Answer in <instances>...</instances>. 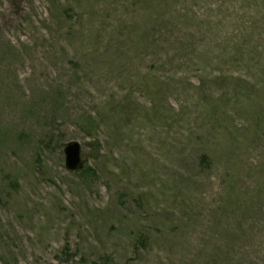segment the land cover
<instances>
[{"label": "rangeland", "instance_id": "obj_1", "mask_svg": "<svg viewBox=\"0 0 264 264\" xmlns=\"http://www.w3.org/2000/svg\"><path fill=\"white\" fill-rule=\"evenodd\" d=\"M0 264H264V0H0Z\"/></svg>", "mask_w": 264, "mask_h": 264}, {"label": "water", "instance_id": "obj_2", "mask_svg": "<svg viewBox=\"0 0 264 264\" xmlns=\"http://www.w3.org/2000/svg\"><path fill=\"white\" fill-rule=\"evenodd\" d=\"M64 154L65 166L70 171H79L87 164V160L83 157L82 145L77 140H71L65 144Z\"/></svg>", "mask_w": 264, "mask_h": 264}, {"label": "trees", "instance_id": "obj_3", "mask_svg": "<svg viewBox=\"0 0 264 264\" xmlns=\"http://www.w3.org/2000/svg\"><path fill=\"white\" fill-rule=\"evenodd\" d=\"M90 170V168H87L86 166L83 168V169H81V170H79V171H76V172H85V171H89Z\"/></svg>", "mask_w": 264, "mask_h": 264}]
</instances>
